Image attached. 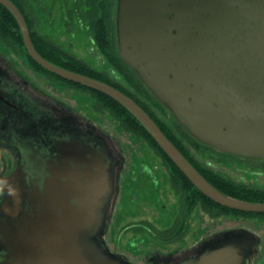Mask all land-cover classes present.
I'll return each mask as SVG.
<instances>
[{
    "label": "water",
    "instance_id": "95a60500",
    "mask_svg": "<svg viewBox=\"0 0 264 264\" xmlns=\"http://www.w3.org/2000/svg\"><path fill=\"white\" fill-rule=\"evenodd\" d=\"M30 58L46 71L108 96L147 131L203 196L230 210L264 214V203L218 191L132 98L102 81L63 69L34 48L11 0ZM121 60L198 142L225 154L264 159V0H117ZM77 142L52 145L46 167L23 159L2 185L0 264H130L104 240L112 193L110 159ZM7 185L6 187H4ZM253 242L238 234L204 244L177 264H249Z\"/></svg>",
    "mask_w": 264,
    "mask_h": 264
},
{
    "label": "flooded vegetation",
    "instance_id": "af4514ba",
    "mask_svg": "<svg viewBox=\"0 0 264 264\" xmlns=\"http://www.w3.org/2000/svg\"><path fill=\"white\" fill-rule=\"evenodd\" d=\"M38 1L34 0L35 23L33 28L39 31L42 26L39 24L38 19V15L41 12ZM51 11L52 16L55 10ZM92 41L95 46V41L93 39ZM39 54L42 56L41 53ZM42 69L27 62L18 53L17 57H14L10 51H2L0 49V203L5 198V192L1 188L2 185L22 166L25 157L31 162H36L41 167H46L45 163L51 160L50 157L57 155V152H53L49 158L45 157L43 159V156L48 155L47 152L52 150V145L77 142L80 147L73 146L79 150L84 147L92 150L100 148L104 150L110 159L112 193L107 206L105 234L107 233L108 222L113 218L114 207L116 203L121 202L123 187L125 186L129 189L131 185H136L137 183L147 188L144 192L148 196L145 200L147 209L151 207L156 211L153 212V218L147 217L141 220L140 223H135L140 226L136 230L148 233L151 229L150 227L157 223L166 224L167 231L177 229L178 218L184 219L185 215L182 216L177 213V172L172 165L161 154L156 157L161 162L162 174H158L157 170H152L140 159L138 160L142 164L136 165L133 160L135 157L124 154L123 149L118 148L114 139L95 125L96 121H93L92 117L87 116L85 113L89 109L94 114L99 115L105 112L114 118L113 114H110L113 111L110 109L104 110L97 98L88 91L73 86L66 82L67 80L63 81L64 79L62 80V78ZM86 93L93 99L89 104H85L83 101ZM217 153L223 157L261 164L263 171H260V174H264V159L246 158L218 151ZM138 167L141 169H134ZM203 175L211 184L215 182L210 178L209 172L203 171ZM164 183H168L169 191L174 197V203L169 205V208L165 203V192L160 189V186ZM133 188H136V186H133ZM133 196H136V194H133ZM195 199H199V201L193 203V208L190 210L187 220H191V217H193L192 212L195 211L197 205H200L202 211L210 219H214V216L217 219H222V225L218 223L216 230L212 227L198 230L196 238L199 243L192 250L193 255L189 257L177 259V248L167 254L159 253L158 250L149 249L146 246L138 249V252L141 250L144 253L146 264H177V262L195 256L204 244L220 239L225 234L230 233L245 236L252 240L253 247L249 264H264V214L251 213L252 215H246L243 212L222 207L216 208V214H214L211 203L204 201L203 198L198 196H195ZM254 203H264V200ZM204 205L206 208H210V211L205 210ZM171 208H173L172 211L174 213L169 220V218L164 217V214L168 213ZM177 215H179L178 218ZM254 218L255 220L259 219V222H254ZM220 225L221 228H218ZM206 231L209 233L202 236ZM155 235L158 238L157 232ZM113 254L126 260L122 254ZM2 255V252H0V261ZM130 264L132 263L130 262Z\"/></svg>",
    "mask_w": 264,
    "mask_h": 264
},
{
    "label": "rangeland",
    "instance_id": "374dc122",
    "mask_svg": "<svg viewBox=\"0 0 264 264\" xmlns=\"http://www.w3.org/2000/svg\"><path fill=\"white\" fill-rule=\"evenodd\" d=\"M54 10L55 11L52 13L51 17L52 19L41 25L40 32L60 46L65 52L85 64L86 67L103 73L111 82H117L134 93L135 90L129 85L130 82L128 83V80L125 79L121 71L113 67L108 59L101 55V52H99L94 46L92 38L86 28L75 19H61L59 13V10L61 9L59 5L56 4ZM114 39L116 43V33ZM0 49L2 51H10L14 57H17V53L14 51L12 52V50L2 44V42H0ZM119 64L123 67V73L126 76H131L132 78H135V83L142 84L132 70L127 67L126 69L125 65L123 66L121 63ZM137 97L147 104L148 108L154 113V115L164 123V126L171 129L174 137L183 145L184 150L188 153L196 166L202 171L209 172L212 180L215 182H217L218 179L221 181L224 180L238 187L264 194V174H260V171H263V166L261 164L262 167L255 162H246L230 157H223L214 149L206 145L203 146L199 142H197V145L201 147V150H196L193 147L195 139H193V137L177 123L166 107L151 96H149V99H145L146 101L144 100L143 95L139 97L137 94ZM83 101L85 104H89L93 99L86 93ZM87 112L85 111L86 115L92 117L93 121H96L95 125L114 139L115 144L117 143L119 149H123L124 154L135 157L133 160L136 165L142 164L138 160L140 159L152 170H157L158 174H162L163 168L160 164L161 162L156 157L160 153L148 140L145 139V137L140 138L139 135L122 128L120 123L115 120L116 118L112 115V112L110 114L115 119L105 112L100 113V116L92 113L89 109H87ZM134 169L139 170L141 168L138 167ZM167 184L168 183L162 184L160 189L165 192V203L169 208V205L174 203V197L169 191L170 189ZM133 186H136V188H133ZM145 189L147 188L140 186L139 183L131 185V188L129 189L125 186L123 187V191L121 192V202L119 201L116 203L114 210L112 208L113 218L108 222L107 233L105 234V242L109 246L110 252L124 255L126 261L131 262L132 264H146V258L143 255L144 253L141 250L138 252V249H142L144 246L149 249H156L159 253L164 254L172 252L177 248V259L189 257L190 255H193L192 250L199 243L196 238V232L205 227H208L207 229L212 227L216 230L218 226L217 224L222 223V219H217L215 216L214 219H210L202 211L200 205H197L195 211L192 212L193 217H191V220H187L188 226L186 227L188 228L185 235L183 238L175 240V242L164 241L165 239L162 238L165 231H167L166 224L161 225V223H157L150 227L151 229L148 233L137 231L136 228L140 226H137L135 223H140L141 220L147 217L153 218V212L156 211L151 207L147 209L145 200L148 196L144 194ZM133 194H136V196H133ZM172 210L173 208H171L168 213L164 214V217H167L170 220L172 217L171 215L174 213ZM177 213H180L182 216L186 213L185 210H183L181 198L178 193ZM179 215H177V218ZM178 219L181 220L182 218L179 217ZM253 220L254 222H259V219L255 220L254 218ZM221 225L218 228H221ZM156 232L158 238L155 235ZM208 233L209 232L206 231L202 236H205Z\"/></svg>",
    "mask_w": 264,
    "mask_h": 264
},
{
    "label": "trees",
    "instance_id": "16d2710c",
    "mask_svg": "<svg viewBox=\"0 0 264 264\" xmlns=\"http://www.w3.org/2000/svg\"><path fill=\"white\" fill-rule=\"evenodd\" d=\"M11 1L19 8L21 13L23 14L30 30L32 42L36 50L41 53L46 60L50 61L54 65L60 66L69 71L107 83L132 98L153 119V121L157 124L161 131L178 148V150L185 156V158L200 172V174L203 175V171L192 161L188 153L184 150L183 145L178 142L177 139L174 137L171 129L167 126H164V123H162L154 115V113L148 108L147 104L137 97L138 94L139 97L143 95L144 100L149 99V96L153 97L151 93L142 84L140 85L135 83V78H132L131 76H126L123 73V67L119 63H121L123 66L125 65V68L127 67V65L120 60L118 52L116 51V43L114 39L115 0H39L38 3L39 8L41 10L38 15V19L40 22L39 24L42 25L43 23L50 21L52 19L51 10L56 8V4L59 5L61 9L59 10L61 19H75L78 23L80 22L86 28L89 35L95 41V47L98 49L99 52H101V55L105 56L108 59L109 63L113 67L121 71L125 79L128 80V83L130 82L129 85L135 90L134 93H132L127 88L123 87L117 82H111L103 73L97 72L92 68L86 67L85 64L81 63L75 57L65 52L60 46L55 44L46 35L42 34L40 30L38 31L33 28L35 23L34 0ZM0 42H2V44L10 48L15 53L21 55V57H23L27 62L42 69L27 54L24 47L22 35L15 18L6 8L1 5ZM42 70L47 72L44 69ZM66 82L91 93L95 98H97L98 102L100 103L103 109H110L111 111H113L112 113L114 117L116 118L117 122L120 123L122 128L139 135L140 138L145 137V139L148 140L157 149V151L166 159L167 162L172 165L173 169L177 172V193L180 195L181 204L183 206V210H185L186 213L184 219L177 220V229L166 231L163 234V239H165V241L174 242L175 240L183 238L188 228L186 227L188 226L187 218L190 214V210L193 208V203L199 201V199H195V196L201 197L204 199V201L211 203L213 205V212L214 214H216V208H219L221 206H218L217 204L207 199L192 186V184L184 177V175L172 164L168 157L156 145V143L153 141L147 131L124 107H122L120 104H118L117 102L102 93H99L97 91L83 87L78 84H74L69 81ZM194 141V143L192 142L193 147L196 150L200 151L201 147L197 145L198 141L196 139ZM201 145L205 146L202 143ZM212 185L226 196L238 200H244L248 202H259L264 200L263 193H256L251 190L233 185L230 182L224 180L221 181L218 179L217 182H213ZM204 208L205 210L210 211V208H206L205 205ZM244 214L252 215L251 213Z\"/></svg>",
    "mask_w": 264,
    "mask_h": 264
}]
</instances>
